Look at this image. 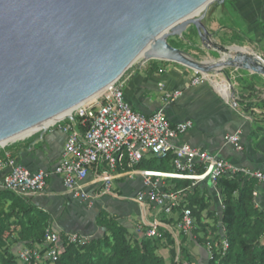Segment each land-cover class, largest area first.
I'll use <instances>...</instances> for the list:
<instances>
[{
	"label": "water",
	"instance_id": "obj_1",
	"mask_svg": "<svg viewBox=\"0 0 264 264\" xmlns=\"http://www.w3.org/2000/svg\"><path fill=\"white\" fill-rule=\"evenodd\" d=\"M206 1L0 0V140L95 96L142 52L145 61L202 73L233 66L264 76L260 56H230L235 46L214 39L205 23L211 3L186 19ZM225 1L213 0L212 10ZM191 25L204 46L221 53L218 59L198 60L170 44Z\"/></svg>",
	"mask_w": 264,
	"mask_h": 264
},
{
	"label": "crops",
	"instance_id": "obj_2",
	"mask_svg": "<svg viewBox=\"0 0 264 264\" xmlns=\"http://www.w3.org/2000/svg\"><path fill=\"white\" fill-rule=\"evenodd\" d=\"M217 9H211L206 16V26L214 38L221 43L227 40L254 43L264 56V0H226ZM218 74H201L180 63L150 59L132 65L123 74L124 97L134 110L144 115L162 109L172 124L191 120L192 127L173 141L176 146L186 143L233 164L264 171V114L257 109L253 113L247 112L242 104L232 100V86ZM196 77L198 83H194ZM175 90L181 91L178 97L174 100L166 98L167 92ZM59 120L0 146V155L7 154L30 171H49L44 191L26 196L31 204L49 214L50 226L54 230L97 237L103 229L96 225V218L100 212H106L127 226L132 234L135 231L140 236L138 227H149L156 222L159 229L170 232L176 241L185 240L187 248L197 247L190 234L181 233L178 222H167L176 219V213H165L158 206L142 204L136 199L140 191L151 188L145 183V171H168L125 166L113 180L110 194L88 200L73 196L61 177L53 172L66 141V133L59 127L64 122ZM233 134L239 135L242 149L237 150L226 139ZM7 171L8 168L0 171V180ZM156 179L152 177V181ZM92 180L93 173L90 172L80 183L90 196L99 191ZM193 180V185H206L203 180ZM173 182L171 178H158L156 184L159 188L169 189ZM259 184L256 202L264 210V182ZM213 195L211 209L219 213L220 197L218 192ZM208 220L204 218L205 222ZM201 250V257L197 256L199 248L191 252L192 257L196 262L206 263L208 253L205 248Z\"/></svg>",
	"mask_w": 264,
	"mask_h": 264
},
{
	"label": "built area",
	"instance_id": "obj_3",
	"mask_svg": "<svg viewBox=\"0 0 264 264\" xmlns=\"http://www.w3.org/2000/svg\"><path fill=\"white\" fill-rule=\"evenodd\" d=\"M198 82L199 78L196 77L194 83ZM180 94V90H175L167 92L165 96L174 100ZM69 114L80 118L81 121L78 124L76 120H70L67 115L59 120L64 122L59 124V127L66 133V141L53 172L61 177L65 188L75 197L88 200L91 197L110 194L113 180L120 168L125 166L133 168L145 156L154 155L163 158L170 153L174 155L175 171H145V183L151 185V188L137 194L136 199L139 203H151L160 207L165 213H170L179 206L182 200L181 192L159 188L156 184L158 178L195 180L209 178L215 186L222 175L232 176L243 173L254 177L258 182H264V171L260 169L233 164L186 143L176 146L173 141L191 128L193 122L187 120L172 124L162 109L151 115H144L134 110L124 97L122 77L105 87L92 99L79 104ZM226 139L233 143L237 150L242 149L238 134L228 135ZM196 162L203 165L204 171L200 174L185 173L191 170ZM5 168H8V171L0 180V188L26 196L40 193L47 186L49 171L39 169L32 172L7 154L0 156V171ZM90 172L93 173L92 181L99 187V191L92 196L80 185ZM152 177L157 179L152 181ZM253 194L257 196V191ZM179 228L186 235L194 228V218L190 209L183 210ZM137 232L156 238L162 235L156 222L149 227H138ZM65 235L69 242L74 243L84 244L90 239L77 233H65ZM45 244L49 247L48 259L56 261L64 248L61 232L49 226L46 229ZM227 246V241L223 240V249L225 250ZM18 256L25 263L30 260L31 252L23 249L18 251Z\"/></svg>",
	"mask_w": 264,
	"mask_h": 264
},
{
	"label": "trees",
	"instance_id": "obj_4",
	"mask_svg": "<svg viewBox=\"0 0 264 264\" xmlns=\"http://www.w3.org/2000/svg\"><path fill=\"white\" fill-rule=\"evenodd\" d=\"M169 42L182 48L172 38H169ZM75 120L78 124L81 121L78 117ZM173 161L172 153L163 158L149 155L143 157L134 168L172 172L175 171ZM203 171V165L196 162L185 173L200 174ZM171 179L174 182L169 189L180 191L182 200L172 210L177 218L168 219L167 222L179 223L183 210L190 209L195 227L191 231L194 235L192 239L200 245L205 242V236H201L206 223L204 218L212 217L217 222V244L211 247L206 264H264V210L257 206V198L253 194L259 190L260 182L257 179L243 173L232 176L225 174L218 178L215 186L209 178L204 179V187L193 185L194 180L189 178ZM215 192H218L221 201L219 213L211 209ZM96 225L103 229L102 234L84 244L69 242L65 233L61 232L63 251L56 261L50 260V264H168L167 258L159 252L162 243L169 247V263L175 264L176 240L167 230L159 229L162 235L158 238L145 234L138 236L135 231L130 233L127 226L106 212L98 214ZM49 226V214L31 204L27 196L0 188V264H25L19 262L18 256L10 248L14 237L23 245L42 247L47 252L49 247L45 244V234ZM223 240L228 243L225 250ZM184 241H179L180 255L189 259V251L183 248ZM30 264L35 263L32 261Z\"/></svg>",
	"mask_w": 264,
	"mask_h": 264
},
{
	"label": "rangeland",
	"instance_id": "obj_5",
	"mask_svg": "<svg viewBox=\"0 0 264 264\" xmlns=\"http://www.w3.org/2000/svg\"><path fill=\"white\" fill-rule=\"evenodd\" d=\"M215 5V2L211 3L208 6L206 16L211 11L212 7ZM221 5H218L215 7V10L217 11V8H220ZM221 10V9H220ZM217 13V12H216ZM206 23V20H205ZM172 38L180 47L185 49L186 51L190 52V54L195 55L194 57L198 60L202 61H212L215 59H218L221 56V53L214 50L213 48H208L204 46L201 42V39L198 36L196 27L194 25H191L187 27V29L184 31L182 36H172ZM217 38V37H216ZM215 39V38H214ZM218 43L224 44L226 46H236V45H243L245 46L250 53L258 56H262L260 48L256 47L254 43H249L247 41L244 42H234L231 40H227L225 42H220L219 40L215 39ZM264 59V56H262ZM141 62H145L143 58H139L136 60L134 64H138ZM133 64V65H134ZM209 73H219L218 75L223 76L224 79L232 86L231 95L232 100L237 101L238 103L242 104L243 108L255 112L254 109H257L258 111L263 112L264 114V76L262 74H259L257 72H253L248 69L243 68H237L233 66H225L220 71H209ZM202 74V72H201ZM205 74V73H203ZM123 76V75H122ZM220 83L221 81H217ZM225 83V81H224ZM222 85V84H220ZM219 85V87H220ZM228 85V84H227ZM234 89V92H233ZM36 131V130H35ZM209 218L208 221H206L205 228L203 232L201 233V236H205V242L201 245L198 243H195L197 246L196 248H199V252H197L198 258L202 256V250L200 249L205 248L206 252L210 254L211 247L217 244V241L215 239L217 235V222L215 218L207 217ZM202 229V227H200ZM195 227L192 229L194 231ZM181 233H183L181 231ZM193 232L190 233V238H193ZM162 245V246H161ZM159 246L160 253L163 254L165 250L168 264H170L169 259V247L164 246V243H162ZM180 244L179 241H176L175 244V257H174V263L175 264H206L201 263V261L196 262L195 257H192V251L196 252V248L192 247V250L187 248L186 246H182L183 248H186L187 251L190 253V258L185 259L181 257L180 255ZM203 247V248H202ZM10 248L16 253L18 256V251L20 250H29L31 252V258L29 261L25 262V264H30L32 261L35 264H50L51 261L47 257V252L43 250L42 247L38 246H29V245H23L22 243H19L17 241V238L14 237ZM168 254V255H167ZM19 259V256H18ZM181 261V262H180ZM20 263H23V260L19 259Z\"/></svg>",
	"mask_w": 264,
	"mask_h": 264
},
{
	"label": "bare ground",
	"instance_id": "obj_6",
	"mask_svg": "<svg viewBox=\"0 0 264 264\" xmlns=\"http://www.w3.org/2000/svg\"><path fill=\"white\" fill-rule=\"evenodd\" d=\"M212 2H213V0H207L202 6L199 7V9L195 10L192 14H190L188 17H186V19L193 18L195 16V13H197L199 10H201L203 7H205L207 4H210ZM179 22L180 21L175 22L174 25L178 24ZM143 55L144 54L142 52V53L139 54V56L137 58H142ZM228 55H230V56H238V57H241V58H246L247 57V59H249V58H252V56L254 54L250 53L249 50L246 47L241 46V45H236L234 48H232V50L230 51V53ZM90 99H92V97L87 99V100H90ZM81 103H78L76 105H73V106L69 107L68 109L64 110L63 112H61V113H59V114H57V115L45 120L44 122H42V123H40V124H38L36 126H33V127L28 128V129H26L24 131H21V132H19L17 134H14L12 136H9V137H7L5 139L0 140V145H4L7 142L16 140L18 138H22V137L27 136V135H29L31 133L33 134V132L35 130L40 129L42 127H46L49 124H52L53 122H55L56 120L63 118L66 114L71 113Z\"/></svg>",
	"mask_w": 264,
	"mask_h": 264
}]
</instances>
